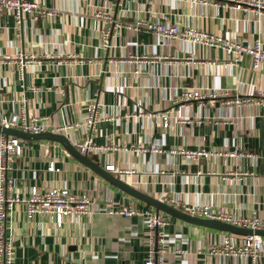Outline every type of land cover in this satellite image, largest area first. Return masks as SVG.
<instances>
[{"label":"crops","instance_id":"crops-1","mask_svg":"<svg viewBox=\"0 0 264 264\" xmlns=\"http://www.w3.org/2000/svg\"><path fill=\"white\" fill-rule=\"evenodd\" d=\"M38 1L55 14L37 22L27 17L20 36L14 16L0 13V113L25 108L30 116L48 117L54 126L72 124L61 133L76 146L88 136L87 107L98 100L104 118L94 129L93 142L107 147L91 157L99 164H115L116 176L156 199L177 197L186 205L209 202L242 215L256 210L264 219V65L254 69L248 54L233 62L221 48L163 41L145 26L138 31L122 27L105 50L101 29L106 24L96 12L110 5L111 17L126 24L167 21L243 44L260 39L263 49L264 13L236 11L232 0ZM20 54L29 56L23 75ZM183 88L227 93L189 102L182 115L192 122L174 117L164 127L161 115L174 114ZM244 96L252 98L246 107L229 102ZM23 141L24 153L14 170L18 195L33 186L69 188L99 202L108 197L156 210L82 164L60 142ZM132 145L146 150L136 153ZM181 147L238 148L259 158L254 164L248 156L187 159L170 152ZM51 162L56 170L49 169ZM160 212L170 219L167 232L180 234L185 250L178 255L171 249L168 264H253L250 258L209 253L225 231ZM8 235L14 243L13 264H144L150 238L142 216L95 212L69 217L58 227L53 215L29 219L22 203L8 222Z\"/></svg>","mask_w":264,"mask_h":264},{"label":"built area","instance_id":"built-area-1","mask_svg":"<svg viewBox=\"0 0 264 264\" xmlns=\"http://www.w3.org/2000/svg\"><path fill=\"white\" fill-rule=\"evenodd\" d=\"M233 8L236 11H245L249 14L260 15L264 13V0H232ZM7 11L15 18V27L18 30L17 36H20V30L26 24L29 17L32 21L37 22L41 18L53 16L54 10H49L43 6L38 0H0V13ZM110 5H106L104 9L96 12V16L105 21L101 29L102 47L107 50L112 46L111 39L118 35V31L122 27H128L138 31L142 26L154 32L162 38L163 41L177 39L196 44L209 45L221 48L226 55L233 57V62H239L243 55L248 54L252 59V67L258 69L264 65V49L262 40L258 39L253 44H243L238 40L223 38L206 30L195 27L180 29L178 25L167 21H150L136 20L134 23L126 24L121 20L113 19L110 15ZM27 54H20L19 68L21 75L24 74L28 59ZM33 57V56H31ZM132 58H137L131 55ZM221 90H213L211 93L201 89L183 88L182 92L174 101L176 107L174 114L167 111L161 115L163 126L169 127L172 124V118L180 122H192L182 115V109L189 102H202L208 97H215L218 94H225ZM229 102H233L239 107H246L252 103L250 96L236 97ZM264 104V101L262 102ZM99 101L90 102L87 107L85 124L88 130V136L85 140L78 142L76 147L82 154L89 157L101 154L107 148L97 145L93 142V132L99 121L104 116L99 111ZM109 116L108 119H112ZM0 124L7 128H16L31 133H41L52 131L61 133L72 128V124L66 123L62 126H54L48 117H40L37 115L30 116L25 108L18 113L6 115L0 113ZM141 143V140H139ZM130 149L136 153L146 150L141 145H132ZM156 151L163 150L156 147ZM171 153H181L187 159H196L199 156L219 155L223 157L248 156L253 158L256 164L259 154L243 152L236 148L232 151H208L204 148L188 149L185 147L172 148ZM24 153L23 139L6 135L0 132V264H13L14 243L10 235H8V222L13 215L18 204L22 203L26 215L29 219L37 215H53L56 225L62 227L65 220L72 216L81 214H92L95 212L108 215L134 217L142 216L145 225L149 231V249L144 264H168L167 254L172 249L178 255H182L185 250L181 245V236L178 233H168L167 228L170 219L163 213H157L156 210L150 208H139L125 201H113L105 198L103 201L91 197L87 192L75 193L69 188H39L33 186L24 196H20L15 190L14 170L18 158ZM50 170H56L55 162H51ZM106 169L118 171L115 164L106 165ZM120 173H132L134 170H119ZM103 202V203H102ZM176 208L182 207L185 212L193 216L201 218L217 219L230 224L250 229H264V219L260 217L256 210L248 215H242L237 212L227 211L224 207H215L211 203H195L186 205L177 197L166 198L164 201ZM240 239V241H239ZM209 253L219 256H241L250 258L253 264L264 261V237L260 235H240L225 232L221 242L214 243L210 246Z\"/></svg>","mask_w":264,"mask_h":264},{"label":"water","instance_id":"water-1","mask_svg":"<svg viewBox=\"0 0 264 264\" xmlns=\"http://www.w3.org/2000/svg\"><path fill=\"white\" fill-rule=\"evenodd\" d=\"M0 132L6 135H13L19 137L23 140L47 139V140H54L60 142L66 148V150L82 164H84L85 166L96 172L98 175L103 177L108 182L114 184L115 186L119 187L120 189L134 196L135 198L153 206L156 209L157 213H160V211H162L168 215L187 221L189 223L201 225L204 227H208L220 231H225L240 235H260L264 237V229H250V228L230 224L228 222H224L217 219H208V218L193 216L188 212H185L179 208L171 206L162 200L156 199L144 193L138 188L127 183L121 177L116 176L114 172L106 169L104 166L99 164L93 158L89 157L86 154H82L65 134L56 133L52 131L31 133L16 128H7L2 126L1 124H0Z\"/></svg>","mask_w":264,"mask_h":264}]
</instances>
